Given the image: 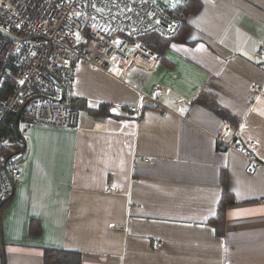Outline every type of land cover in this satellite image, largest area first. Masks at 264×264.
I'll list each match as a JSON object with an SVG mask.
<instances>
[{"label": "crops", "instance_id": "1", "mask_svg": "<svg viewBox=\"0 0 264 264\" xmlns=\"http://www.w3.org/2000/svg\"><path fill=\"white\" fill-rule=\"evenodd\" d=\"M201 2L186 42L132 64L123 80L79 63L74 97L109 104L112 115L28 131L22 176L0 202V264H45L49 249L78 254L60 264H264V95L252 89H264L255 55L264 0ZM201 92L237 126L195 102ZM225 123L242 145L254 142L260 165L249 170L244 154L217 149ZM224 174L230 198L220 207Z\"/></svg>", "mask_w": 264, "mask_h": 264}, {"label": "built area", "instance_id": "2", "mask_svg": "<svg viewBox=\"0 0 264 264\" xmlns=\"http://www.w3.org/2000/svg\"><path fill=\"white\" fill-rule=\"evenodd\" d=\"M179 26L178 17L152 0H0V88L5 78L11 83V91L0 97V128L8 123L0 131V202L10 197L13 182L22 176L24 151L10 139V130L25 145L34 125L80 128L88 115L71 105L79 63L123 80L132 64L160 58L142 42L143 36L170 37ZM255 55L264 60V35ZM252 89L264 95L263 88ZM140 97L160 105L148 94ZM119 107L129 113L141 110L138 105ZM214 139L219 151L248 157L249 170L260 165L251 151L254 142L242 145L230 124Z\"/></svg>", "mask_w": 264, "mask_h": 264}, {"label": "trees", "instance_id": "3", "mask_svg": "<svg viewBox=\"0 0 264 264\" xmlns=\"http://www.w3.org/2000/svg\"><path fill=\"white\" fill-rule=\"evenodd\" d=\"M202 6L201 0H180L177 3H175L170 9H165L169 14L174 15L180 19V26L176 33L170 37H163L161 35L155 34V33H150L142 37V42L149 48L151 49L154 53L160 55V59H163L164 53L168 50L170 44L172 42H186V35L188 31L190 30V25L187 22V16L193 13H196L200 10ZM2 67L0 66V70ZM11 91V83L8 78L4 79V86L0 88V97L5 96L8 92ZM195 102L198 103H203L204 106L208 107L212 111L216 112L218 115H220L222 118L228 120L234 127L237 126L235 123L233 124L232 117L226 110L222 109L220 106H218L212 99L211 96L206 95L204 92L199 93L195 100ZM71 105L75 108H80L82 110H85L88 115L93 117L94 119H103L106 117H109L112 115L110 111V105L109 104H101L100 106L93 108L87 106L85 103L84 99H78V98H73ZM8 123L6 122L5 124L1 125L0 131L5 132L7 130ZM10 139L17 140L15 144L18 146V149L23 148V151L25 149V145L23 142L19 140V137H17V132L14 130H10ZM222 182H223V199L220 204V207L225 206L227 204V199H225V182H226V175H222ZM215 226L217 227L216 230L219 233H222L224 230V212L221 209L218 212L217 217L213 220ZM38 226L35 224L34 220L30 221L29 224V230L32 233L38 232ZM56 251L58 256L60 258L56 257L53 255L54 259L51 258L49 253L51 251ZM46 250L45 255H44V261L45 264H60L61 259H71V256L73 257L74 255H77L74 252H69V251H63V250H53L49 249ZM60 260V262L58 261Z\"/></svg>", "mask_w": 264, "mask_h": 264}, {"label": "rangeland", "instance_id": "4", "mask_svg": "<svg viewBox=\"0 0 264 264\" xmlns=\"http://www.w3.org/2000/svg\"><path fill=\"white\" fill-rule=\"evenodd\" d=\"M152 1L154 3L160 5L161 7L165 8V9H170L171 8V4H173V3H175L176 1H179V0H152ZM22 160H23V158L21 159V161Z\"/></svg>", "mask_w": 264, "mask_h": 264}, {"label": "water", "instance_id": "5", "mask_svg": "<svg viewBox=\"0 0 264 264\" xmlns=\"http://www.w3.org/2000/svg\"><path fill=\"white\" fill-rule=\"evenodd\" d=\"M22 150H23V148H22Z\"/></svg>", "mask_w": 264, "mask_h": 264}]
</instances>
